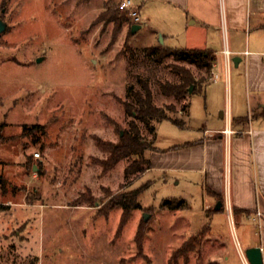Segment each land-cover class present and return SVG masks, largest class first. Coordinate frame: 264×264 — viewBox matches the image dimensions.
<instances>
[{
	"label": "rangeland",
	"instance_id": "1",
	"mask_svg": "<svg viewBox=\"0 0 264 264\" xmlns=\"http://www.w3.org/2000/svg\"><path fill=\"white\" fill-rule=\"evenodd\" d=\"M122 1L0 0L8 24L0 35V264H242L246 244L260 243L256 223L217 209L204 176L168 169L181 161L173 147L226 123L220 117L231 100L226 83L197 88L184 114L185 100L161 86L181 79L177 66L196 79L205 71L147 54L166 48V0L135 6L141 22L152 21L135 35L129 15L122 26V13L119 22L103 17L110 8L120 11ZM185 45L181 37L172 47ZM144 84L156 106L175 108L170 115L183 128L155 122L151 135L127 113L122 102L137 105ZM241 96L247 112L250 95ZM133 120L157 150L147 153L152 168L128 175L131 160L123 159L106 169L101 162L109 154L96 139L117 143ZM37 125L43 132L28 135ZM144 186L128 215L122 207L107 209L112 198ZM168 201L184 206L170 210ZM186 243L193 250L175 255Z\"/></svg>",
	"mask_w": 264,
	"mask_h": 264
},
{
	"label": "crops",
	"instance_id": "2",
	"mask_svg": "<svg viewBox=\"0 0 264 264\" xmlns=\"http://www.w3.org/2000/svg\"><path fill=\"white\" fill-rule=\"evenodd\" d=\"M131 1L135 8L148 0ZM142 21L145 27L152 22L148 17ZM181 37L183 48L215 55L208 84L224 81L231 100L220 112L226 123L206 130L201 140L192 142L195 145L175 150L180 165L168 169L204 176L207 195L222 202L221 209L230 215L237 209V219L256 223L263 236L260 243L248 242L246 250L261 247L264 256V118L255 117L264 112V0H166V48H179L172 46ZM225 50L232 54L228 73ZM242 90L250 95L247 112Z\"/></svg>",
	"mask_w": 264,
	"mask_h": 264
},
{
	"label": "trees",
	"instance_id": "3",
	"mask_svg": "<svg viewBox=\"0 0 264 264\" xmlns=\"http://www.w3.org/2000/svg\"><path fill=\"white\" fill-rule=\"evenodd\" d=\"M119 13L123 14V19L121 22H119L118 20ZM110 14H112L114 18L119 22V26H122L124 22H129V13L127 11H119L114 10V8H110L106 11L103 17L106 19ZM131 27L132 25L130 26V34L133 35L131 32ZM146 52L149 56H153L158 61H162L165 58H172L180 63L195 65L198 67V69L205 71V75L197 80L192 71L187 69L186 67H175V70L179 73L181 79L176 83L167 82L166 84L162 85L161 88L165 95L173 97L177 101L185 100L186 102L187 98L190 95L189 89L191 86H194L195 91L197 88H200L202 90L206 85H208V79L212 71V63L215 59V55L211 51L187 48L150 47ZM144 88L146 91L145 93L137 92L135 94L137 105H133L125 101L122 102L125 110L130 116L135 117L136 120L143 123L147 127L151 135L154 130L153 123L155 122H162L167 120L182 128L185 126L182 120L174 118L170 115L175 112L174 107L168 106L164 108L156 106L153 102V93L151 88L147 84H144ZM185 102L182 105V112L184 114H186L189 110V104ZM255 117L264 118V112L262 114L255 115ZM25 128L26 126H24V129ZM35 130L42 133L44 128L38 125L34 126L33 128H31V130L27 131V134L31 135ZM96 143L99 148L108 152L109 154L108 158L105 161L101 162L106 169H111L123 159L131 160L130 165L126 169V174L128 175H140L150 170L152 168V164L151 160L148 158L147 153L157 151L153 147L152 141L146 138V136L142 132L141 127L135 120L130 122V129L128 131H124V134H119V141L117 143L107 142L101 139H96ZM193 145H195V143L187 142L185 144L175 146L172 149L178 150L183 147H191ZM146 188L147 187L144 186L135 192L117 195L108 202V204L106 205L107 209L112 210L116 207H122L124 215H128L129 212L138 207L137 200L139 196H141L142 193L146 190ZM219 200L221 201V199ZM183 206L184 202H166V207H168L170 210H179L183 208ZM239 212V210L235 209V216H237ZM205 232L206 230L204 229L199 233V240L205 237ZM197 242V240H194L192 245L195 246ZM200 244L201 242L199 241L198 245ZM191 250H193L191 244L186 243L183 249L176 252L175 255H177L181 251H183V253L186 255Z\"/></svg>",
	"mask_w": 264,
	"mask_h": 264
},
{
	"label": "water",
	"instance_id": "4",
	"mask_svg": "<svg viewBox=\"0 0 264 264\" xmlns=\"http://www.w3.org/2000/svg\"><path fill=\"white\" fill-rule=\"evenodd\" d=\"M7 29H8V24L2 18H0V35L4 34L7 31ZM141 29H142L141 25L134 24L131 27V32H132L133 35H135ZM236 59H238V58H234L232 60V62L236 66H238V63H237ZM42 60L43 59H39L37 62L41 63ZM193 91H194V86H191L190 89H189V93L192 94ZM34 170L35 171L37 170L36 166L34 167ZM222 205H223V203L219 202L218 206H217V209L220 210ZM149 218H150V215L145 214V216H144L145 222H147L149 220ZM245 256H246L249 264H264V256H263V252H262L261 247H252V248L247 249L245 251Z\"/></svg>",
	"mask_w": 264,
	"mask_h": 264
},
{
	"label": "built area",
	"instance_id": "5",
	"mask_svg": "<svg viewBox=\"0 0 264 264\" xmlns=\"http://www.w3.org/2000/svg\"><path fill=\"white\" fill-rule=\"evenodd\" d=\"M119 9L120 11H127L129 13V17L131 18V22L132 24H139L142 27L144 26V22H141L140 18H139V14L138 12L135 10V8L133 7L132 1L131 0H123L121 2V4L119 5ZM224 57H225V72L228 73L230 66H231V57L232 54L228 51L225 50L224 51ZM232 132L230 131H226V134H231ZM40 153H36L35 157L40 158ZM257 217H261V213L257 214ZM242 264H249L245 254L243 253L242 256Z\"/></svg>",
	"mask_w": 264,
	"mask_h": 264
}]
</instances>
